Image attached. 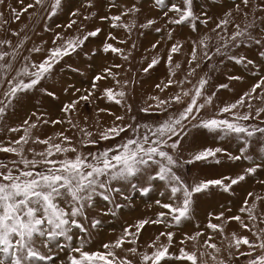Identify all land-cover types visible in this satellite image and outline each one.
Masks as SVG:
<instances>
[{
  "label": "snow or ice",
  "instance_id": "6c2138e0",
  "mask_svg": "<svg viewBox=\"0 0 264 264\" xmlns=\"http://www.w3.org/2000/svg\"><path fill=\"white\" fill-rule=\"evenodd\" d=\"M5 2L0 0V4ZM19 3L20 10L9 6L16 20L22 13L37 7L54 17L66 6V0H51L50 4L49 0H33L26 5L24 0H19ZM195 3L196 0H80L81 8L91 11L87 15L80 8L68 12L70 17L84 21L98 18L107 24V35L92 51L101 56L114 54L125 60L129 56L124 50L109 42L117 41L112 30L123 29L130 33L136 27V17L140 13L158 11L161 14L165 28L154 27L158 22L156 18L146 17V22L139 24L141 36L145 34L144 30L161 34L162 39L152 43V49H157L161 43L170 45L166 57L146 60L142 71L148 73L164 61L169 73L167 82L163 86L157 83L155 88L161 93L173 85L180 88L167 98L148 97L155 103L139 109L145 116L163 117L160 120L142 122L139 116L132 115L125 122L126 115L109 113L114 116L113 123L101 128L98 121L95 131L89 130L88 117L83 118V127L74 122L73 116H78L81 102L93 104L104 100L124 108L125 114L131 112L123 90L129 81L124 80L121 84L116 79L118 73H114L113 68L121 65L115 64L94 71L90 88L83 94L73 85L63 87L68 100L61 101L60 115L55 118L47 112L26 110L18 126L6 127L5 122L21 108L35 107L31 101L37 91L49 101L59 99L54 85L49 89L40 87L41 84L53 78L55 69L65 58L81 53L91 55L92 52H84V46L90 38L102 35L104 29L97 26L82 36H65L54 31L52 47L27 49L40 54V59L24 56L23 66L19 68L13 66L17 59L15 52L0 50V132L20 134L18 139L8 140L6 146L0 142V153L14 157L0 159V264H56L61 253L67 259H60V264H232L238 258L246 260V264H264V227L260 226L264 224V194L253 191H247L241 197L235 213L231 207L206 211L203 229L198 227L192 234L183 233L179 245L175 241L174 229L191 223L201 202L211 207L218 197L234 194L249 178L264 172V126H261L264 124V107L254 109L251 103L253 99L264 101V67L246 56L229 54L246 43L264 49V38H261L264 37V0H239V3L233 0L232 9L210 0V7L220 9L219 19L209 17L207 13L198 14ZM46 4H49L47 8ZM105 7L106 12L103 11ZM234 13L247 21L244 27L235 23ZM2 15L0 13V17ZM210 22H214L210 31L215 34V39L203 35L188 41L187 74L182 79H174L176 72L171 67L174 54L183 48L176 38L177 29L181 30V35L187 28L199 36L198 26ZM77 24V19H70L65 27L71 30ZM84 27L81 24L78 32ZM230 27L232 31H229ZM48 30L52 31L51 28ZM126 42L119 41L121 44ZM10 43L0 40V46ZM132 47L136 45L133 43ZM260 55L264 57V51ZM215 57L222 58L220 63L228 59L244 65L256 82L234 101L217 103V90L227 89L228 84L217 85L216 90L209 92L211 74L200 76L196 83L189 79L201 68L202 62L210 63ZM180 67L175 64V69ZM75 71L80 72V69ZM109 78L120 90L111 86L100 88V83ZM227 79L241 81L244 78L237 75ZM186 83L191 87L185 89ZM107 111L97 108L99 113ZM49 124H67L69 127L43 139L33 135L39 125ZM67 131H71L75 139L66 135ZM209 137L217 142V146L196 147ZM111 141L116 142L100 147ZM223 142H236L240 146L233 153L219 146ZM30 144L40 145L42 150L26 149L25 146ZM89 147L95 151H84ZM238 162L246 166L239 168ZM194 164L204 165L202 171L211 174L189 177L188 167ZM228 165L233 167L227 173L219 170ZM259 184L264 188V180ZM126 188L140 195H149L155 188L154 204L162 210L154 218L138 219L135 224L123 226L122 233L114 241L100 245L101 250H89L93 236L102 229L104 221L100 217L117 215L116 209L123 208V204L117 202L118 196L128 200ZM97 199L112 207L98 209ZM231 222L247 230L254 239L236 231L225 235ZM146 225L162 226L163 230L147 243V250H144L139 241ZM217 235L221 237L219 245L212 242ZM203 237L206 238L201 242ZM126 244L131 246L125 248ZM188 245H191L190 250ZM242 246L247 250L242 251ZM173 248H176L175 253ZM116 250L126 252L134 259L129 255L121 257Z\"/></svg>",
  "mask_w": 264,
  "mask_h": 264
},
{
  "label": "rangeland",
  "instance_id": "374dc122",
  "mask_svg": "<svg viewBox=\"0 0 264 264\" xmlns=\"http://www.w3.org/2000/svg\"><path fill=\"white\" fill-rule=\"evenodd\" d=\"M32 2L33 0H24L25 5ZM50 3L51 0H49V4ZM215 3H223L227 9L233 8V0H215ZM236 3H239V0H236ZM49 4H46L45 8H47ZM9 6L15 7L17 8V10L21 9V4L19 3V0H6L5 4H0V13L3 14L2 17H0V25H3L2 27H0V40H9L11 42L9 45L0 46V50H5L10 53L15 52L17 59L13 61L14 68H19L23 66L24 56L39 60L40 54L28 52L27 49L37 46H43L45 48L52 47L51 40L53 38L54 31L62 32L65 36H82L85 31L92 30L94 27L99 26L104 29V33L98 37L90 38L86 42L84 46V52H92L91 55H84L83 53H81L79 55H73L65 58V60L55 69V75L53 76V78L46 80L41 84L40 87L47 86L49 87V89H51V87L54 85L56 89V95L57 97H59V99H52L51 101H49V98L44 96L43 93L37 91L35 93L34 99L31 101V105H34L35 107L33 108L29 106L27 107V109L21 108L16 113V115L10 117L5 122L6 127L18 126L22 122L26 110L29 112H47L48 115H50L52 118H55L56 116L60 115L59 107L61 105V101L66 102L68 100V96L67 94L63 93L62 88L67 87L68 85H73L76 88H80L82 90L81 94H83L84 90L90 88V78L94 74V71H99L102 66L112 67L115 64L121 65V67L119 68H113V72L118 73L116 79L120 80L121 84H123L124 80L129 81L128 85L124 86L123 90L126 92L125 103L131 106V112L125 114L124 108H121L115 105L114 103H108L104 100L96 101L93 104H89L88 102H81L77 109L78 116L74 115L73 120L74 122H78L83 127L85 126L83 118L88 117L87 124L89 126L90 131L96 130L95 126L98 121L100 122L101 128L105 126H110L114 121V116L110 115L109 113H114L115 115H126L125 122H128V118L132 115L139 116L142 122L149 120H160L163 117H148L144 114H141L139 112V109L147 107L149 103H155V101H150L148 99V97L150 96H159L161 98H167L172 95H175L178 91H180V88L177 85H173L169 89H166L165 92H159L155 88V84L160 83L163 86L167 82V78H161V75L156 76L154 74L155 76L153 75L152 79L149 78L147 81L144 82L142 78H144L147 73H144L142 71V68L146 65V61L143 64L142 61L140 63L136 61V58L142 59L146 56V53L143 51V48L138 47V45L140 46L141 40H144L148 34L152 36H149V39L152 40V43L162 39L161 34L155 33L154 30H144L145 34L142 36L139 35V32L141 31L139 29V24L146 22V17L157 19L158 22L154 25V27H166L164 19L161 17V14L158 11H153L151 13L144 11L140 13L136 17V27L133 28L130 33L126 32L123 29L112 30L113 34L117 37V41L109 40V42L113 43L114 46L120 47L124 50V54L129 56V58L125 60L121 56H117L114 54H107L105 56H101L97 55L94 51H92L96 49L97 45H99L101 41L105 38L109 29L107 24L101 23L98 18L94 21H84L82 20V18L79 17H70L68 14L69 9L75 10L76 8H80L81 12L84 15H87L89 11H91L85 8H81L80 0H66V6L62 8L54 17L48 16L46 11L37 7L35 9H30L27 13H22L19 20H16L13 17ZM241 7H243V5H241ZM201 8L203 9V12H201ZM194 9L200 15L207 13L209 17H213L214 19L220 18V9L210 7V0H196ZM103 11H108L107 7H105ZM101 14H103V12H101ZM234 15L236 17L235 23H239L241 27H244L247 21L239 14L234 13ZM70 19L78 20V24L74 26L71 30L65 27L69 23ZM5 21L7 23H4ZM125 22H127V20ZM81 24L85 26L84 30L78 32V29H80ZM213 27L214 22H210L207 25H199V36L195 32H189L187 28L183 29V35H181V30L179 28L177 29L176 38L183 45V48L180 53L174 54L173 65L171 66L176 72V76L173 77L174 79H182L187 74L188 65L186 64V59L189 57L190 54L188 41L197 40L203 35H210L213 37V39H215V34L210 31ZM49 28H51L52 31H49ZM229 31H232L231 27L229 28ZM14 33H19V35H15ZM121 40L127 42L121 44L119 43V41ZM133 43L136 45L135 48L132 47ZM161 45H165V53L167 55V50L170 45L168 43H161L157 47V49H159V47L161 48ZM245 46H247V48L251 47V49H248V58L254 60L257 65L264 67V57H262L261 55V57H258V54L256 53L257 51H259L260 54V52L264 51V49H261L259 47L257 48L256 46L247 43L245 44ZM243 47L244 46H241L238 49H232V52L229 54L240 53L239 50ZM139 51H141L142 53H140ZM157 53L159 55V52ZM154 55L157 54L155 53ZM240 55L246 56L247 54L240 53ZM156 57L159 58V56ZM221 59V57H215L210 63L202 62L201 68L197 70L196 74L193 77H189V79H191L193 83H196L200 76L205 74H211L210 84L208 85L209 92L216 90L215 86L217 85L225 83L228 84L229 87L227 89L217 90V95L219 97L217 103L223 101H234L244 91L249 90L251 85L256 82V78L252 76L251 72H249L248 74L243 73L245 75L244 79L241 81L227 79V77L229 76H242V71H238V68L236 69L235 67H233L236 64L235 62L231 61V63L229 61L227 62V59H223V63H220ZM86 60H88V62H86ZM177 63L181 65L180 69H175V64ZM137 64L140 65L135 66ZM69 65H71V67H68ZM99 66L100 68H98ZM77 68L80 69V72L75 71V69ZM162 68L165 70L164 64L160 66L156 74L160 73V70H162ZM135 70L138 72V75ZM168 75L169 74H167V76ZM141 80L143 81V83L140 82ZM99 86L101 89H103L104 87L111 86L114 87L116 90H120L115 85V81L112 78H109L107 81L101 82ZM190 87L191 85L187 83L184 85L185 89ZM148 92L151 93L148 94ZM73 98H75V94L73 95ZM251 103L253 104L254 109L264 107V101L261 100L253 99ZM97 108H105L108 111L104 113H99L97 112ZM255 123L260 122L255 121ZM261 126H264V124H261ZM68 127L69 126L67 124L57 126H52L50 124L39 125L38 130H33V135L40 136V138L43 139L46 138V136L48 135L55 136L56 133L65 131L66 129H68ZM65 134L73 136V133L71 131H67ZM19 135L20 134L11 132H0V142H3L6 146V142L8 140L18 139ZM73 139H75L74 136ZM115 142L116 141L102 143L100 147H107L109 143ZM204 146L215 147L217 146V142L213 141L211 137H209L206 140L200 141L198 145H196V147ZM219 146L224 147L229 151L235 153L240 145L236 142H223ZM25 147L26 149L27 147H35L38 151L42 150V146L40 145L30 144ZM84 151H95V148L89 147L87 149H84ZM12 158L14 157H12L11 155L0 153V159L7 160ZM238 166L239 168H243L246 165L238 162ZM230 167H233V165H228L226 167L219 168V170L221 172L227 173ZM203 168L204 165L202 164H194L192 166H189L187 170V175L189 177H196L211 174L202 171ZM260 180H264V172H258L254 177L249 178L243 185L237 187L236 192L234 194H228L225 198L218 197L211 207H209L207 203L201 202L199 212L195 216L193 221L191 223L182 225L179 229H174V231H176L175 241L177 245H179V241L182 238L183 233L186 232L192 234L196 230H198V227L203 229L206 211L218 210L221 207H231L233 209V212L235 213V210L240 202L241 197L244 196L247 191H253L258 194H264V188H261L259 184ZM124 191L128 197V200L125 201L122 197L118 196L117 202L123 204V208L116 209L117 215L115 217L107 215H102L100 217L104 221V223L99 234L93 236L94 242L88 246L89 250H101L100 245L104 242L114 241L122 233L123 226H126L127 224H135L138 219L154 218L156 213L162 210L154 204V200L155 198H157V190L155 188L152 189V192L149 195H140L137 194L135 191H132L131 189L127 188L124 189ZM209 199L211 198L209 197ZM96 204L98 209L112 207L111 205H108L106 202H104L102 199H97ZM260 226L264 227V224ZM161 230H163L162 226L146 225L145 229L142 230V234L140 236V247L144 250H147V243L156 235H158L159 231ZM204 230L208 231L206 229ZM233 231H236L239 235H246L249 236L250 239H254V237H252L247 230L240 229L236 222H231L227 226L225 235H230ZM208 234H211L210 231L208 232ZM204 238L206 237L201 238V242ZM220 240L221 237L217 235L214 241L212 242H215L219 245ZM130 246L131 245L126 244L125 248ZM188 248L190 250L191 245H188ZM241 250L246 251L247 249L245 246H242ZM116 251L117 255L121 257H123L124 255H129V258L134 259L133 257H131L130 254H127L126 252H120L119 250ZM172 251L173 253H175L176 248H173ZM60 259L66 261L67 258L64 256L63 253H61ZM60 259H57L56 264H60ZM176 264H179V262H176ZM186 264H190V262H186ZM232 264H246V260H244L243 258H238L235 259Z\"/></svg>",
  "mask_w": 264,
  "mask_h": 264
},
{
  "label": "crops",
  "instance_id": "0c3cea01",
  "mask_svg": "<svg viewBox=\"0 0 264 264\" xmlns=\"http://www.w3.org/2000/svg\"><path fill=\"white\" fill-rule=\"evenodd\" d=\"M149 36L150 37H152L150 34H148L147 35V39L145 38L144 40H141V44H140V46L138 45V47H142L143 48V51L146 53V56L144 57V58H136V61L137 62H141L142 61V64L146 61V60H149L150 61V59L151 58H157L156 56H159V57H166V53H165V50H166V47H165V45H161V48L159 47V49H152L151 48V44H152V40L151 39H149ZM126 45V44H125ZM98 46V45H97ZM159 46V45H158ZM258 48V47H257ZM256 48V49H257ZM248 49H251V47H249V48H247V46H245L244 45V47L243 48H241L240 50H239V52L242 54V53H246L247 55H246V57L248 58L249 56H248ZM256 49H252V50H256ZM258 50V49H257ZM140 53H142L141 51H139ZM157 52H159V55H158V53ZM139 53V54H140ZM157 54V55H154V54ZM240 53H236V54H238V55H240ZM257 54H258V57H261L260 56V54H259V51H257L256 52ZM104 56L105 55H107V54H103ZM152 55H154V56H152ZM243 56V55H242ZM248 59H250V58H248ZM178 60V59H177ZM229 60L227 59V62H228ZM86 62H88V60H86ZM229 62H231V61H229ZM232 63V62H231ZM165 65V70L162 68V70H160V73H157L156 74V72L158 71V69L160 68V66L161 65ZM234 64V63H233ZM138 65H140V64H137V65H135V66H138ZM146 66V65H145ZM144 66V67H145ZM233 67H235L236 69L238 68V71L239 70H241L242 71V77L244 78V75L245 74H248L249 73V71L245 68V66L244 65H240V64H235ZM98 68H100V66L98 67ZM156 68V69H155ZM234 68V69H235ZM137 70V69H136ZM135 70V71H136ZM137 72V71H136ZM131 73H132V71H131ZM243 73H245V74H243ZM156 75V76H160L161 75V78H167L168 76H167V74H169L168 73V69H167V67H166V63L164 62V61H162L161 63H159L157 66H155L152 70H150L147 74H146V76H144V78H142V80H144V82L145 81H147L149 78H153V75ZM137 75H138V72H137ZM154 75V76H155ZM141 77H142V75H141ZM140 81L141 83H143V81ZM150 84V83H149ZM247 87V86H246ZM245 87V88H246ZM145 91H146V89H145ZM153 92V91H152ZM226 92V91H225ZM149 93H151V92H148V94ZM162 96H165V95H162ZM115 107V106H114ZM117 109V108H116Z\"/></svg>",
  "mask_w": 264,
  "mask_h": 264
}]
</instances>
